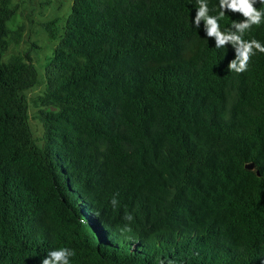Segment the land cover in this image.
I'll return each mask as SVG.
<instances>
[{
    "label": "trees",
    "instance_id": "trees-1",
    "mask_svg": "<svg viewBox=\"0 0 264 264\" xmlns=\"http://www.w3.org/2000/svg\"><path fill=\"white\" fill-rule=\"evenodd\" d=\"M10 3L0 264H42L60 248L70 264H264V54L229 72L235 50L194 26L197 0H71L64 23L43 24L56 44L36 138L24 96L36 62L27 50L3 59L23 32L8 25ZM207 4L219 14V0ZM242 19L227 12L220 28ZM243 38L264 44V22Z\"/></svg>",
    "mask_w": 264,
    "mask_h": 264
},
{
    "label": "clouds",
    "instance_id": "clouds-1",
    "mask_svg": "<svg viewBox=\"0 0 264 264\" xmlns=\"http://www.w3.org/2000/svg\"><path fill=\"white\" fill-rule=\"evenodd\" d=\"M197 2L199 7L196 8L194 26L198 29L203 22V30L206 36L215 40L217 49L225 48L229 44L233 47L235 58L229 61L227 65L229 72L241 74L247 71L252 56L257 53L264 54V44L256 39L245 40L243 38L253 25L259 26L264 22V10L255 7L256 4L264 5V0H219V14L216 16L209 15L210 9L207 0H197ZM227 12L238 13L243 19L240 21L233 20L231 26L222 31L219 21ZM118 203L116 197L113 196L111 199L113 208L117 207ZM124 219L132 221L133 217L131 214H125ZM125 228L131 231L127 225ZM74 255L75 252L69 248L52 250L42 259V264H70V257ZM160 264H166L165 260L161 259ZM167 264H174V261L169 259Z\"/></svg>",
    "mask_w": 264,
    "mask_h": 264
},
{
    "label": "rangeland",
    "instance_id": "rangeland-1",
    "mask_svg": "<svg viewBox=\"0 0 264 264\" xmlns=\"http://www.w3.org/2000/svg\"><path fill=\"white\" fill-rule=\"evenodd\" d=\"M70 5L71 0H11L10 3L14 13L8 21V25L12 29L22 27L23 32L20 42L11 44L4 52L3 59L13 53L27 50L31 59L36 62L38 82L24 92L29 125L36 138L42 134V123L39 118V110L42 107L36 103V99L44 91V71L49 62L52 47L56 44V39L48 38L50 36L43 24L55 17L59 19L60 23H64L70 12Z\"/></svg>",
    "mask_w": 264,
    "mask_h": 264
},
{
    "label": "water",
    "instance_id": "water-1",
    "mask_svg": "<svg viewBox=\"0 0 264 264\" xmlns=\"http://www.w3.org/2000/svg\"><path fill=\"white\" fill-rule=\"evenodd\" d=\"M252 166H253L252 164H247L246 165V167H248V168H252Z\"/></svg>",
    "mask_w": 264,
    "mask_h": 264
}]
</instances>
